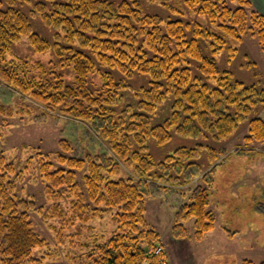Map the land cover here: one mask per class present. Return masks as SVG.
<instances>
[{
    "label": "trees",
    "instance_id": "1",
    "mask_svg": "<svg viewBox=\"0 0 264 264\" xmlns=\"http://www.w3.org/2000/svg\"><path fill=\"white\" fill-rule=\"evenodd\" d=\"M252 2L164 0L162 8L167 10L152 12L145 0H0V79L41 102L46 110L83 122L108 147L95 157L60 154L57 160L67 167L57 171L50 161L52 154L39 166L51 191L70 185L74 192L75 187L79 190L75 170L88 163V174L82 176L88 198L74 192L73 223L77 218L86 222L88 205L94 203L120 212L117 230L102 236L101 243L96 239V248L71 264H169L159 233L146 219L148 180L185 186L202 173L206 152L211 160L220 152L200 144L169 148L157 159L149 151L150 140L162 146L175 134L196 137L204 127L202 115L223 105V116L230 117L228 134L242 121L249 128L247 141L264 143L260 117L264 82L246 86L221 70L216 59L227 52L231 61L238 51L233 44L249 35L264 50V14ZM36 18L46 25L44 29L34 28ZM22 37L35 51L53 50V58L45 65L22 60L7 63L12 45ZM136 78L140 83L137 100L124 105L125 93L134 89L131 80ZM236 96L243 106L233 99ZM166 101L169 104L163 109ZM210 119L220 122L222 117L210 115ZM193 126L199 131H191ZM221 127L215 139L228 135H222ZM61 146L72 151L66 141ZM2 161L0 157V169ZM124 162L132 175L119 176ZM13 187L6 174H0V264H45L50 257L34 253L49 247L30 220L36 206L16 196ZM186 189L190 195L176 211L172 231L177 238L185 237V223L194 220L199 239L214 227L215 214L208 209L210 191L198 185ZM55 209L62 217V208ZM243 264L256 263L244 260Z\"/></svg>",
    "mask_w": 264,
    "mask_h": 264
},
{
    "label": "rangeland",
    "instance_id": "2",
    "mask_svg": "<svg viewBox=\"0 0 264 264\" xmlns=\"http://www.w3.org/2000/svg\"><path fill=\"white\" fill-rule=\"evenodd\" d=\"M163 1L151 4L152 0H145L151 4L152 12H165L167 9L162 8ZM252 1L254 7L264 14V0ZM29 2L33 6L34 3ZM34 24L37 31L46 27L40 18H36ZM28 41V38L22 37L12 45L6 62L37 61L45 65L53 58V50L43 53L35 51ZM233 46L238 51L231 61L228 60L227 52L216 56L220 69L231 72L236 80L246 86L258 81L263 83L264 50L256 38L245 36L243 41ZM138 80H131L134 89H128L130 91L125 93L124 105L136 102V89L140 86ZM141 81L144 83V79ZM235 98L243 106L242 99L239 96ZM163 103V109H167L169 102ZM46 109L41 102L31 96L21 95L0 79V157H3L0 174H6L7 181L15 186L13 192L16 196L34 202L36 206L30 220L49 247L34 250L35 256L50 257L45 264H71L73 260L93 251L96 239L101 243L102 236L108 237L117 230L116 218L120 212L117 209L109 210L104 203H94L88 205L86 222L77 218L73 223L74 192L84 193L88 198L82 177L88 174V163L83 169L75 170L79 190L75 187L74 192L70 185L51 191V184L39 170L40 163L43 164L47 156L52 154L50 161L57 171L67 167V164L60 165L57 160L60 154L72 157L74 154L82 156L87 153L86 157H95L108 147L83 122ZM214 111L216 114H213ZM224 111L225 107L221 105L210 109L209 114L202 115L201 124L204 127L196 137L175 134L167 145L159 146L153 140L148 143L149 151L157 159L167 149L182 146L195 148L201 144L211 147L214 152H220L216 159L211 160L204 149L206 153L202 156V173L185 186L167 182L162 186L153 182V179L148 180L151 193L144 198L146 219L159 233L160 244L167 250L169 264H243L244 260L260 264L264 261V143H249V128L242 121L228 134L230 117H224ZM210 115L215 118L221 116L222 120L213 122ZM181 116L179 112L178 118ZM260 117L264 119V111ZM187 123L190 130L191 123ZM220 126L224 128L222 135H228L215 139ZM194 130L199 131L197 127ZM63 141L70 145L72 151L64 150L61 146ZM131 171L126 162L120 164L119 176L132 175ZM108 174L103 173L104 176ZM197 185L210 191L208 209L215 214L214 227L198 239L195 237L194 220H189L185 223V237L177 238L172 231L175 213L183 202L188 201L190 190L186 188H195ZM55 206L62 208V217L58 215L57 209L54 210ZM79 232L81 235H78Z\"/></svg>",
    "mask_w": 264,
    "mask_h": 264
},
{
    "label": "built area",
    "instance_id": "3",
    "mask_svg": "<svg viewBox=\"0 0 264 264\" xmlns=\"http://www.w3.org/2000/svg\"><path fill=\"white\" fill-rule=\"evenodd\" d=\"M160 251H161V248H158V250L156 252L159 253Z\"/></svg>",
    "mask_w": 264,
    "mask_h": 264
}]
</instances>
